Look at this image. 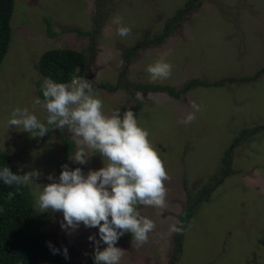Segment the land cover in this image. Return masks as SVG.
<instances>
[{
	"label": "rangeland",
	"instance_id": "374dc122",
	"mask_svg": "<svg viewBox=\"0 0 264 264\" xmlns=\"http://www.w3.org/2000/svg\"><path fill=\"white\" fill-rule=\"evenodd\" d=\"M188 1L15 0L12 39L0 70V151L19 174L41 173L29 185L33 196L52 182L49 175L58 181L62 165L79 167L85 175L104 166L98 153L86 164L73 162L76 146L66 158L62 137L74 143L67 129L32 138L7 123L16 107H27L46 122L47 112L32 106L35 98L43 99L37 85L42 88L45 78L37 65L46 50L85 51L104 112L134 110L140 103L137 120L149 131L170 177L165 209L139 206L155 223L148 242L137 248L130 233L119 239L117 246L124 249L120 264H264V73L256 81L196 86L180 98L136 91L143 102L123 87L156 84L181 91L193 80L250 77L264 69V0H193L195 8L181 24L161 44L151 43ZM116 17L131 27L129 36L117 35ZM70 28L86 35L65 31ZM130 48L136 51L128 63ZM160 58L173 66L171 76L152 81L146 68ZM193 101L201 110L185 125L181 121L194 111ZM188 208L193 215L182 234L170 232ZM34 212L48 219L49 240L61 257L67 247L69 259H64L71 264H94L88 237L99 239L98 228L81 224L69 235L60 225L63 214L40 213L35 196Z\"/></svg>",
	"mask_w": 264,
	"mask_h": 264
},
{
	"label": "clouds",
	"instance_id": "9594fccd",
	"mask_svg": "<svg viewBox=\"0 0 264 264\" xmlns=\"http://www.w3.org/2000/svg\"><path fill=\"white\" fill-rule=\"evenodd\" d=\"M113 23L119 25L116 32L121 38L131 34V27L123 25L122 18L116 17ZM172 67L160 58L148 65L146 72L152 81L165 80L171 76ZM42 93L43 99L35 98L32 106L47 112L46 122H41L27 107H16L7 121L9 127L28 132L32 138H43L50 131L67 129L77 148L70 159L83 165L98 153L104 166L89 170L85 175L79 167L72 170L67 164L62 165L58 181L49 175L48 180L52 182L34 193L35 207L40 213H62L60 225L69 235L81 224L86 228H98L99 239L96 235L88 237L94 243V264H120L124 249L117 246L119 239L130 233L132 246L138 248L148 242L155 229L154 221L142 215L139 206L160 210L167 207L165 181L170 177L164 161L134 111L116 109L106 114L103 100L89 79L73 77L70 83H58L45 78ZM135 97L143 102L142 93L137 92ZM191 108L194 111L187 113L181 123L191 124L201 105L193 101ZM40 175L37 170L19 174L7 166L0 168V181L9 187L29 186ZM15 195L9 192L8 199ZM44 219L48 224V219ZM170 232L182 234L183 226L172 224ZM47 246L53 255L60 253L50 241ZM63 256L69 259L67 247L63 249Z\"/></svg>",
	"mask_w": 264,
	"mask_h": 264
},
{
	"label": "trees",
	"instance_id": "16d2710c",
	"mask_svg": "<svg viewBox=\"0 0 264 264\" xmlns=\"http://www.w3.org/2000/svg\"><path fill=\"white\" fill-rule=\"evenodd\" d=\"M192 3L193 0H189L185 7L180 9L168 21L165 31L160 36L154 38L151 43L161 44L170 34L171 28L181 24L183 16L192 12V9L194 10L195 6H192ZM14 11L15 0H0V70L9 51L12 39L11 20ZM46 22L50 24V20H46ZM65 31L79 32L86 35L83 31L74 28L66 29ZM90 51L95 52L96 46L90 47ZM135 51L136 48H130L125 52V59L128 63L132 61ZM94 60L95 58H92L90 62ZM37 70L42 77L50 78L58 83H70L73 77H88L90 81L93 78V73L89 72V66L86 62L85 51L73 49L46 50L40 57ZM263 73L264 69L259 70L254 76L220 79L211 83L193 80L181 91H176V89L170 86L162 85H140L132 89L124 84L123 87L131 91L133 98H136V91L145 89L164 92L174 98H180L182 94H185L196 86L204 88L223 87L235 81H256ZM103 87L107 88L106 86ZM37 93L39 97L43 98L42 88L39 84L37 85ZM137 105V108L133 110L134 113H137L140 109V103ZM62 141L64 142L65 157L68 158L73 152L75 145L64 137H62ZM227 156H224L223 162L224 165L228 166L230 160ZM10 161L8 155L0 151V168L7 166L16 173L17 171ZM9 192L16 193L11 200L8 199ZM33 204L34 196L29 186H19V188L17 186L9 187L0 181V264H71L59 254H52L47 246V242L50 241L47 231V221L34 213ZM192 215V208H188L178 219V225H187ZM102 247H105V245H102Z\"/></svg>",
	"mask_w": 264,
	"mask_h": 264
}]
</instances>
